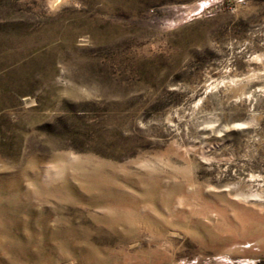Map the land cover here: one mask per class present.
<instances>
[{
	"label": "rangeland",
	"instance_id": "374dc122",
	"mask_svg": "<svg viewBox=\"0 0 264 264\" xmlns=\"http://www.w3.org/2000/svg\"><path fill=\"white\" fill-rule=\"evenodd\" d=\"M0 264H264V0H0Z\"/></svg>",
	"mask_w": 264,
	"mask_h": 264
}]
</instances>
